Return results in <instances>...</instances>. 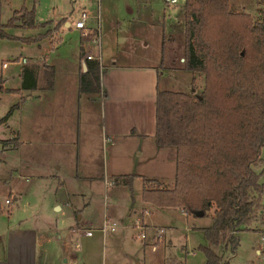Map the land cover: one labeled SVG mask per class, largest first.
<instances>
[{
  "label": "crops",
  "instance_id": "obj_1",
  "mask_svg": "<svg viewBox=\"0 0 264 264\" xmlns=\"http://www.w3.org/2000/svg\"><path fill=\"white\" fill-rule=\"evenodd\" d=\"M145 7L149 9V16L152 18L155 14L152 0H146ZM180 13H175L168 25L164 13L162 55L159 53V46L153 56L148 54L150 57L142 61L132 56L134 52L131 50L124 54L118 47L113 46L104 61L103 52L102 60L99 58L101 48L98 56L88 51V44L96 41L94 35L90 34L81 37L75 48L80 68L67 64L72 63L67 56H62L64 66L62 63L60 66L55 61L56 56L50 59L55 48H59L62 44L64 33L80 30L76 27V21L69 20L66 15L58 21L46 20L51 22L48 27L56 24L58 26L47 36L32 42L21 40L26 44L36 45L35 50H39L40 53L27 56L21 53L16 56L19 70H15L11 75L1 71L0 118L17 104L8 118L0 122L3 132L0 138L15 139L14 142L8 143L0 141L2 157L6 160L11 158L6 164L12 165L22 178L29 179L30 176L33 183L53 186L55 194L53 206H56L57 210H63L64 205L65 207L73 205L72 200L75 195L81 193L73 192V189L78 188L70 187V184L89 178V172L98 164L99 158H102L103 172L112 175L113 179L114 175L125 173L136 174L135 180L142 179V195L144 187L142 176L157 179L166 186L168 183L163 179L166 174H171L174 179L172 186L166 187L175 186V150L169 146L158 145L155 131L158 89L175 90L160 85L167 71L162 66L167 44L172 46L170 52L172 62L175 63L168 66V69L178 72L189 71L181 64L185 59V34L180 39L182 45L179 44V48L174 44V42L178 43V32L184 31L178 18ZM37 20L46 22L38 19V16ZM62 21L64 23L60 25ZM19 28L25 27L17 26L9 31L19 34L17 33ZM46 28L39 26L31 29L36 35ZM117 36L118 40L115 43L118 46L119 33ZM180 52L181 56H178ZM87 54H92L94 58H87ZM60 55L65 54L60 52ZM37 57L43 60L40 61ZM93 59H99L101 64V87L98 91H81L80 73L89 69V62ZM47 66L53 69L52 87H46V76L49 73ZM3 67H8V63L4 62ZM195 78L193 74L191 83L195 82ZM10 79H14L15 82L10 83ZM196 88L194 87L193 90L196 91ZM82 156L86 160L84 173L80 172ZM12 194L13 190H11ZM17 199L18 197L14 196V200ZM262 204L264 205L263 196ZM25 207L29 208L28 205H22L19 206V210ZM153 207L156 206L145 202L142 196L137 201L133 198V203L127 206L126 216L137 217L145 208L155 214ZM78 214L76 212L75 216L78 217ZM81 217L79 215L78 219ZM29 218L15 223L10 222L7 228L0 230V264H57V257L61 259L60 256H55L56 235L57 238H62L58 236L59 229L51 226L50 223H41L35 216ZM253 224L264 226V208L260 209ZM80 228V223L76 222L70 225L69 233L72 235L78 233L81 231ZM259 231L264 241V227ZM77 247H80V244H77ZM152 247L154 250L157 249V246ZM263 250L258 248L257 254H261ZM76 259L78 260L77 257ZM136 264L146 263L137 261Z\"/></svg>",
  "mask_w": 264,
  "mask_h": 264
},
{
  "label": "trees",
  "instance_id": "obj_2",
  "mask_svg": "<svg viewBox=\"0 0 264 264\" xmlns=\"http://www.w3.org/2000/svg\"><path fill=\"white\" fill-rule=\"evenodd\" d=\"M35 3L15 9L4 21L0 0V39H19L9 31L17 26H46L22 40L32 42L58 26L38 22ZM183 14L182 65L205 73V85L200 93L158 89L155 138L158 145L175 150V186L167 188L142 176L143 200L156 207L181 209L187 216H197L198 211L206 216L213 209V223L203 228L207 243L199 248L206 264H231L219 248L236 252L238 233L251 229L264 193L263 170L257 169L264 163V7L261 19H253L249 12L232 10L230 0H186ZM47 67L46 87H52L53 69ZM100 67L99 59H93L89 69L80 73L81 91L100 89ZM135 176L116 174L114 179L132 190ZM165 262L184 264L174 258Z\"/></svg>",
  "mask_w": 264,
  "mask_h": 264
},
{
  "label": "rangeland",
  "instance_id": "obj_3",
  "mask_svg": "<svg viewBox=\"0 0 264 264\" xmlns=\"http://www.w3.org/2000/svg\"><path fill=\"white\" fill-rule=\"evenodd\" d=\"M152 2L155 9L152 18L149 16V9L145 7L146 0H36L35 4L38 19L41 21H58L66 15L69 20L75 22L86 10L87 25L90 27L99 25L101 31V45L96 40L88 44L87 48L97 56L101 48L99 55L101 60L102 52L105 61L114 46L124 54L131 50L134 52L132 56L144 61L150 57L148 54L153 56L159 46V53H162L164 13L167 25L171 21L170 18L175 16L165 0H152ZM33 4L34 0H2V18L7 21L15 9L23 5L32 7ZM230 7L234 11L251 13L253 19H261V8L264 7V3L263 0H230ZM178 18L184 30V14L180 13ZM167 32L169 35V31ZM17 33L19 34L15 36L19 39H0V75L1 71L11 75L15 70H19V64L16 63L17 55L40 53L39 50H35L36 45L21 41L25 35H35L36 32L33 29L19 28ZM118 33L120 43L117 46L115 42L118 40ZM183 36L184 31H179L178 43L174 42L177 48L179 44L182 45L180 39ZM81 37H83L82 30L64 33L62 44L59 48H55L50 59L56 56L55 61L61 66L63 57L67 56L72 62L67 64L80 68L75 48ZM170 48L172 46L167 44L162 62L163 69L167 71L161 80V87L183 91H192L194 87H197L196 92L200 93L205 85V73H192L190 70L178 72L168 69V66L175 65L172 62ZM59 51L65 55H60ZM178 56H181V52ZM37 59L43 60L41 57ZM4 62L8 63V67H3ZM62 65L65 64L62 63ZM193 74L196 78L195 82L191 83ZM14 82V79H10V83ZM0 135L3 136L2 127H0ZM99 146L101 152L102 142ZM1 147L0 143V230L7 228L10 222H19L28 217L31 219L32 216L39 218L43 224L50 223L51 226L57 227L58 236H62L59 239L56 235L55 240V256L61 258L57 257V264H136L137 261H144L146 264H166V258L178 259L184 264H206V256L199 247L207 243L203 228L213 223V209L206 216H187L176 208L162 210L158 207L152 208L155 212L152 214V211L148 209L151 214L145 217L146 222L165 228V239L158 243L157 249L154 250L150 244H146V241L137 237L138 229L133 226L136 217L126 216L127 206L133 203V198L137 201L138 198L143 197L142 179H134L131 190L128 185L117 182L112 175L103 172L102 158H99L98 164L90 170L89 178L70 184V187L78 188L73 189V192L81 193L75 195L72 200L73 205L69 207L64 205L63 210H57L56 206H53L55 203L53 202L55 200L53 186L33 183L30 176L26 179L18 175L12 165L6 164L11 158L6 160L2 157ZM262 156L264 157V147ZM81 160L80 172L84 173L86 164L84 156ZM257 169L263 170L261 182L264 184V163ZM170 175L166 174L163 179L168 183L166 186H170L174 180ZM11 190H13L12 195ZM14 196L18 199L14 200ZM262 196L264 201V193ZM7 199H11L12 204H7ZM22 205H28L29 208L19 210V206ZM262 208H264L263 204ZM142 211L138 215H141ZM76 212L79 213L78 217L75 216ZM79 215L82 216L81 219H78ZM106 218L117 224L118 228L115 231L105 227ZM76 222L80 223V229L84 232L80 231L72 235L69 233V227ZM263 227L261 224H253L252 230L239 232V246L235 253L230 248H219V251L231 264H264V250L261 254H257L258 248L264 249L262 233L259 231ZM77 244H80V247H77Z\"/></svg>",
  "mask_w": 264,
  "mask_h": 264
},
{
  "label": "built area",
  "instance_id": "obj_4",
  "mask_svg": "<svg viewBox=\"0 0 264 264\" xmlns=\"http://www.w3.org/2000/svg\"><path fill=\"white\" fill-rule=\"evenodd\" d=\"M186 0H165L166 5L172 9V13L175 14L178 11L184 12V4ZM181 7V8H180ZM88 13L87 11H83L80 18L76 20V27L82 30L83 36H88L93 34L96 40L100 43V26H88L87 25ZM87 58H94L92 54H87ZM112 183V182H111ZM7 204H12L11 199L6 200ZM151 212L148 209H144L141 215H138L134 222V227L138 229V238L146 241V244H150L151 246H157L158 243L164 241L165 239V228L150 225L146 222L145 217L149 216ZM105 227L110 228L112 231H115L118 226L115 222H110V220L105 221ZM264 240V235H263ZM264 260V256H263Z\"/></svg>",
  "mask_w": 264,
  "mask_h": 264
},
{
  "label": "water",
  "instance_id": "obj_5",
  "mask_svg": "<svg viewBox=\"0 0 264 264\" xmlns=\"http://www.w3.org/2000/svg\"><path fill=\"white\" fill-rule=\"evenodd\" d=\"M84 67L86 68V64L84 65ZM197 216H204V211H198L196 212Z\"/></svg>",
  "mask_w": 264,
  "mask_h": 264
}]
</instances>
